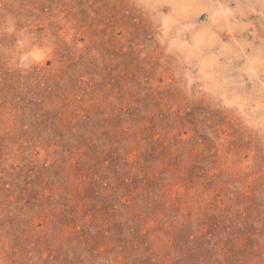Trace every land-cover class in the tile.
<instances>
[{
    "label": "rangeland",
    "instance_id": "374dc122",
    "mask_svg": "<svg viewBox=\"0 0 264 264\" xmlns=\"http://www.w3.org/2000/svg\"><path fill=\"white\" fill-rule=\"evenodd\" d=\"M0 264H264V0H0Z\"/></svg>",
    "mask_w": 264,
    "mask_h": 264
}]
</instances>
